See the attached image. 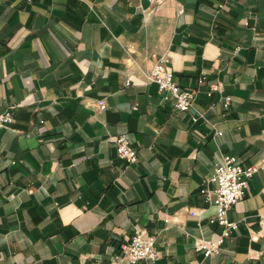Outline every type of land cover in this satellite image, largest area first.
I'll return each mask as SVG.
<instances>
[{
  "label": "crops",
  "instance_id": "0c3cea01",
  "mask_svg": "<svg viewBox=\"0 0 264 264\" xmlns=\"http://www.w3.org/2000/svg\"><path fill=\"white\" fill-rule=\"evenodd\" d=\"M157 56L197 90L190 110L148 82ZM6 111L0 264H264V167L222 252L195 249L222 230L202 191L216 161L264 164V0H0ZM136 227L154 261L124 257Z\"/></svg>",
  "mask_w": 264,
  "mask_h": 264
},
{
  "label": "built area",
  "instance_id": "2783aa9c",
  "mask_svg": "<svg viewBox=\"0 0 264 264\" xmlns=\"http://www.w3.org/2000/svg\"><path fill=\"white\" fill-rule=\"evenodd\" d=\"M155 2L158 0H150ZM168 59L165 56H157L154 64L147 73L148 82H155L164 99H171L174 109L187 111L194 107L197 90L192 87H182L175 79L174 73L167 65ZM129 81V80H127ZM215 88V86H212ZM226 103L231 96L225 97ZM100 108H106L104 99L99 101ZM137 108V104L134 105ZM197 119V116L194 117ZM13 120L11 112L6 111L0 114V127L6 126ZM113 140L117 146L118 155L129 162L138 160V149L132 144L130 135L126 132L115 135ZM261 165H244L240 156L235 154L222 155L214 165L213 174L206 179V185L202 191L206 194L208 201L217 207L216 215L211 219L212 223L222 226L220 232L209 237H202L195 243V249L202 251L206 256L220 254L227 238L237 228V222L229 216L230 209L246 195L249 179ZM213 182L214 187L208 183ZM121 250L126 260L130 263H137L141 259L154 261L158 257V250L155 246V237L147 235L143 230L136 227L128 240L122 241Z\"/></svg>",
  "mask_w": 264,
  "mask_h": 264
}]
</instances>
